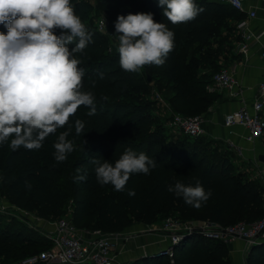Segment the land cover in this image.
<instances>
[{
  "label": "trees",
  "instance_id": "trees-1",
  "mask_svg": "<svg viewBox=\"0 0 264 264\" xmlns=\"http://www.w3.org/2000/svg\"><path fill=\"white\" fill-rule=\"evenodd\" d=\"M75 11L92 34V43L83 54L79 67L85 71L84 91H91L96 114L81 107L70 125L50 135L39 150L21 147L7 156L0 146V165L7 174L2 187L8 200L30 213L43 212L51 221L63 219L71 198L73 223L80 229L120 234L138 220L151 226L162 218L177 222H199L224 227L239 223L254 224L264 219V185L249 170L237 166L233 152L212 138L173 140L152 111L150 83L141 82L136 73L125 72L119 65L117 47L109 48L106 40L91 24L93 6L88 0H72ZM197 17L172 24L162 15L156 0H103L102 8L116 20L118 15L151 12L156 22L166 24L175 33V47L163 66H155L162 77L172 83L170 104L184 117L205 115L217 101L207 87L213 76L234 62V52L242 43L239 25L246 20L221 0H198ZM0 26V31H4ZM71 45L70 47H73ZM192 55V56H191ZM85 122V133L77 135L71 122ZM74 145L68 158L54 160V143L61 132ZM144 152L157 161L151 174H133L125 191L96 181L94 157L114 161L126 150ZM79 170V171H78ZM86 179H80L85 176ZM199 181L212 196L200 207H193L167 191L169 184ZM135 195L129 196L128 191ZM95 225V227H89ZM36 232V231H35ZM32 243L14 224L0 218V249ZM45 250L52 244L45 239ZM174 258L162 252L130 264H232L230 251L222 241L197 233L173 247ZM246 264H264V245L252 249Z\"/></svg>",
  "mask_w": 264,
  "mask_h": 264
},
{
  "label": "clouds",
  "instance_id": "clouds-1",
  "mask_svg": "<svg viewBox=\"0 0 264 264\" xmlns=\"http://www.w3.org/2000/svg\"><path fill=\"white\" fill-rule=\"evenodd\" d=\"M156 2L174 25L188 23L200 12L196 0ZM0 26L5 29L0 31V146L39 150L50 135L70 125L82 106L89 109L88 116L96 114L94 94L83 90L85 71L77 56L92 43V34L72 0H0ZM114 30L119 65L125 72L163 66L175 47L174 31L156 22L151 12L118 15ZM71 123L77 135L85 133L83 120ZM68 135V131L61 132L53 145L57 163L75 150ZM90 163L97 183L111 184L118 192L125 191L133 174L149 175L158 164L132 149L114 161L94 157ZM167 191L193 207H200L213 194L199 181L193 185L176 180ZM128 195L135 193L129 190Z\"/></svg>",
  "mask_w": 264,
  "mask_h": 264
},
{
  "label": "built area",
  "instance_id": "built-area-1",
  "mask_svg": "<svg viewBox=\"0 0 264 264\" xmlns=\"http://www.w3.org/2000/svg\"><path fill=\"white\" fill-rule=\"evenodd\" d=\"M224 4L231 6L240 13H246L247 4H256L264 0H221ZM251 19L257 18V8L253 7L248 13ZM245 23L239 25V29L244 28ZM105 21L100 22L101 31L105 28ZM241 54L248 56L250 48L247 43L240 47ZM264 56V54H263ZM237 67L223 68L213 76L212 84L207 87L209 93H227L232 99H238L242 105L239 110L225 116V126L227 128H242L247 131L245 140L248 143H256L264 138V83L257 88L255 98L248 102L237 91L239 86L237 78ZM206 114L195 117H174L172 126L181 134L197 139L205 135L204 124ZM228 148L242 156L243 149L233 143H228ZM264 176V163L260 177ZM13 209L18 211L30 228L43 234L45 239L52 244L51 249L44 251L39 256L31 258L25 264H117V255L114 250L115 234H107L100 230H86L78 228L72 219L63 218L58 221H44L35 218L32 213L13 205ZM72 214V209H70ZM168 227L175 229L171 237V247L166 254L170 260L174 258L173 247L179 244L184 232L201 230L205 238L219 240L225 244L242 241L246 244L247 251L250 252L254 245H264V219L254 224L239 223L235 226L224 227L215 224L202 223L200 228H190L180 222L168 224Z\"/></svg>",
  "mask_w": 264,
  "mask_h": 264
},
{
  "label": "rangeland",
  "instance_id": "rangeland-1",
  "mask_svg": "<svg viewBox=\"0 0 264 264\" xmlns=\"http://www.w3.org/2000/svg\"><path fill=\"white\" fill-rule=\"evenodd\" d=\"M88 1L93 6V12L91 15V24L93 28L100 32L101 37L106 40L109 48H118V37L113 35L115 31V20L102 8L101 5L103 0ZM196 2H198V0H196ZM103 20L105 21L106 26L101 31L99 25ZM135 73L138 75L141 82L148 83L149 79L151 80V94L148 98L151 102L156 104L152 111L154 116L158 119V124L164 128L166 134L173 140H182L186 138L185 135L181 134L175 127L172 126L174 117L182 116L177 113L170 104V99L173 96L172 83L162 77V74L159 73L155 65L145 66ZM204 137L210 138L206 135H203L200 138ZM262 140L264 141V138ZM1 147L4 156H7L12 151L7 144ZM224 147L228 150V145L226 143H224ZM233 155L236 160L239 161L240 156L236 153H233ZM240 168L244 171L248 170V168L245 167V163L241 164ZM5 174H7V172L4 166L0 165V218L6 224H14L16 229L22 231L26 238H29L32 243L26 242L23 244H16L11 248L4 247L3 249H0V264H25L27 260L37 257L44 252L46 249L43 244L45 237L41 232L30 228L27 221L22 218V215L13 209V204L8 200L6 190L2 187V177ZM72 204L73 201L70 198L67 202L63 218L71 219L72 214L70 213V209H72ZM33 216L44 221L52 222L50 220L51 218L43 212L33 213ZM175 223L178 222L172 217L162 218L151 226L145 224L141 220H138L128 230L120 234H115L117 235V238L114 240V250L117 255V264H130L134 262L133 259L136 258L138 248L133 247V242L139 236L149 234H153L158 237L168 236L171 244V237L175 232V229L168 227V224ZM186 225L190 228L197 229L202 226V223L188 222ZM89 227H95V225H91Z\"/></svg>",
  "mask_w": 264,
  "mask_h": 264
},
{
  "label": "crops",
  "instance_id": "crops-1",
  "mask_svg": "<svg viewBox=\"0 0 264 264\" xmlns=\"http://www.w3.org/2000/svg\"><path fill=\"white\" fill-rule=\"evenodd\" d=\"M257 8V18L251 19L247 13L253 8ZM246 20L244 28L241 29L242 43L239 44L234 52L236 59L228 67H237V78L239 86L237 91L248 102H251L257 93V88L264 83V2L246 5ZM247 43L250 54L246 57L241 54L240 47ZM217 101L206 113L204 124L205 135L222 141L226 144L233 143L243 149V154L237 161V166L245 163V167L259 178L264 185V176L261 178L262 162L264 156V141L248 143L245 140L247 131L242 128H227L225 126V116L240 109L242 103L238 99H232L227 93H214ZM234 153V152H233ZM241 160V161H240ZM232 264H246L248 251L246 244L242 241L227 244ZM133 247L138 248L136 258L141 259L145 253L151 254L159 251H167L171 244L168 236H155L153 234L142 235L133 242ZM142 248V250H141Z\"/></svg>",
  "mask_w": 264,
  "mask_h": 264
},
{
  "label": "water",
  "instance_id": "water-1",
  "mask_svg": "<svg viewBox=\"0 0 264 264\" xmlns=\"http://www.w3.org/2000/svg\"><path fill=\"white\" fill-rule=\"evenodd\" d=\"M151 82V80L149 79V83ZM261 162L262 163H264V156L261 158ZM201 232V230H196V231H192V232H184L183 234H182V239H184V238H186V237H188V236H191V235H193V234H197V233H200ZM255 247H257V245H254L252 248H251V250L252 249H254ZM250 250V251H251ZM163 251H159V252H154V253H151V254H148V253H145V255L142 257V258H144V257H147V256H156V255H158V254H161ZM167 251H165L164 253H166Z\"/></svg>",
  "mask_w": 264,
  "mask_h": 264
}]
</instances>
